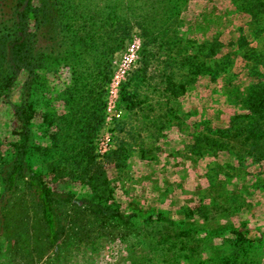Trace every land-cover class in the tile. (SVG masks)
Segmentation results:
<instances>
[{"label":"rangeland","instance_id":"1","mask_svg":"<svg viewBox=\"0 0 264 264\" xmlns=\"http://www.w3.org/2000/svg\"><path fill=\"white\" fill-rule=\"evenodd\" d=\"M112 1L116 6L109 11L123 28L112 25L110 37L101 29L96 37L99 49L84 55L75 68L71 62L61 61L41 71L47 99L39 93L33 126L38 142L51 152L48 158L35 159V168L46 172L55 189L71 191L78 199L92 195L89 184L67 174L73 169L68 151L71 136L80 128L65 121V114L76 105L66 102L69 93L78 88L83 96L91 89L89 98L77 106L84 108L81 117L97 111L96 152L113 188L106 202L137 218L161 213L174 221L176 225L169 229H178L179 240L163 244L165 250L179 253L172 264H188L183 255L187 250H197L199 257L191 260L204 264H264V159L240 158L236 150L224 147L204 152L196 148L199 135L218 137L216 130H228L237 113H246L245 102L237 101L241 95L246 97L245 90L260 76H251L250 67L254 49L264 50V34L258 35L259 27L243 10L242 0H186L168 13L157 0ZM213 39L221 42L216 70L196 74L195 79L197 55L205 57ZM207 61L214 62L212 58ZM142 67L147 78L140 79L138 97L126 101L125 86ZM260 70L264 76V66ZM170 73L176 76L173 87L168 88L164 76ZM26 78V73L19 78L11 102L0 99L4 152L13 150L18 141L13 103L20 101ZM46 112L53 124L45 119ZM120 121L125 122L122 132ZM53 133L59 135L60 150L54 147ZM121 138L129 142L130 149L123 166H117L107 154ZM52 164L61 169L52 170ZM158 222L167 223L163 218ZM158 222L141 223L133 234L99 236L96 242L88 236L83 241L76 238L59 262L146 264L144 257L155 246L150 230ZM192 229L197 231L196 239L188 231ZM3 249L0 264L20 262L19 253L17 260H9L16 252L7 241ZM47 261L58 264L53 252L41 264Z\"/></svg>","mask_w":264,"mask_h":264},{"label":"trees","instance_id":"2","mask_svg":"<svg viewBox=\"0 0 264 264\" xmlns=\"http://www.w3.org/2000/svg\"><path fill=\"white\" fill-rule=\"evenodd\" d=\"M157 1L163 2V10L168 13L186 0ZM241 2L246 8L243 10L253 16L254 24L259 27L258 35L261 36L264 34V0ZM114 5L112 0H0V99L11 102L10 97L19 78L27 74L20 101L13 103L16 118L14 133L18 141L14 143L13 150L7 152H4L0 142V256L4 250V241H7L12 252H16L9 257L12 262L17 260L19 253L21 260L18 264H41L43 258L53 252L57 263L61 264L59 261L64 250H69L68 246L76 238L83 241L88 236L96 242L99 236L116 238L127 233L133 234L141 228V223L148 226L149 223L158 222L159 218L167 223L161 225L158 222L150 230L152 244L155 246L150 247L148 255L144 257L145 263L172 264L179 255L172 249L165 250L163 245L171 240H179L178 229H169L176 225L174 221L163 217L161 213L137 218L106 202L111 198L113 188L107 167L98 160L96 152L95 131L100 129V122L96 120L97 111L81 117L84 108L77 106L83 98H89L91 89H87L83 96L79 95L82 89L76 88L73 93L70 91L69 98L65 100L69 104L74 101L76 105H72L70 113L65 114V121L68 126L76 127L77 130L80 128L77 135L71 136L73 141L68 151L73 169L67 174L89 184L93 189L92 195L78 199L71 191L55 189L47 179L46 172L35 168V159L48 158L51 152L49 146L38 142L33 126L39 93L44 100L47 99L41 71L61 61L71 62L75 68L84 55H91L99 49L96 37L101 29L110 37L114 31L112 27L117 26L118 30L123 28L124 25L116 21L117 17L109 11V8H115ZM140 24L145 32L144 23ZM168 42L171 44V41ZM210 44L205 57L197 55L193 75L195 79L197 75L216 70L218 62L215 57L221 50V42L213 39ZM254 51V65L250 67V75L260 76L247 87L244 92L246 97L242 99L241 95L237 101L245 102L246 113H237L228 130H216L220 137L199 135L196 141L199 152L224 147L230 151L236 150L240 158L251 156L259 161L264 159V76L260 70V66H264V50ZM207 58H212L213 64H209ZM232 65L230 62L228 66ZM138 72L137 77L130 78L125 86L123 94H126V101L138 97L139 83L147 78L145 67ZM175 76L165 74L168 88L173 87ZM106 78L101 79L102 86ZM46 110L47 107L44 112ZM45 116L47 122L53 124V120L49 119L50 114L46 112ZM118 129L121 132L125 130V122L120 121ZM52 140L54 147L60 150L58 133L52 134ZM117 144L107 154L108 160L123 166L130 144L125 138H121ZM52 166L54 171L61 169L59 164ZM188 231L192 233V238H197L196 229ZM182 248L185 250V247ZM196 251L187 250L183 253L188 264H204L191 260L193 256L199 257ZM161 258L166 260L161 261Z\"/></svg>","mask_w":264,"mask_h":264},{"label":"built area","instance_id":"3","mask_svg":"<svg viewBox=\"0 0 264 264\" xmlns=\"http://www.w3.org/2000/svg\"><path fill=\"white\" fill-rule=\"evenodd\" d=\"M133 56H135V52L133 53ZM108 138V137H107Z\"/></svg>","mask_w":264,"mask_h":264}]
</instances>
